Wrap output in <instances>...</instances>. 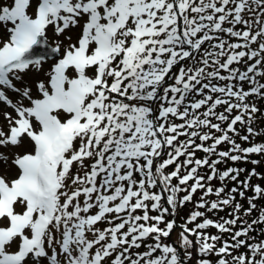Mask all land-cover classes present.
Masks as SVG:
<instances>
[{"label": "snow or ice", "instance_id": "1", "mask_svg": "<svg viewBox=\"0 0 264 264\" xmlns=\"http://www.w3.org/2000/svg\"><path fill=\"white\" fill-rule=\"evenodd\" d=\"M0 32V148L31 147L0 152V264H264V175L218 167L264 155V0H4Z\"/></svg>", "mask_w": 264, "mask_h": 264}, {"label": "rangeland", "instance_id": "2", "mask_svg": "<svg viewBox=\"0 0 264 264\" xmlns=\"http://www.w3.org/2000/svg\"><path fill=\"white\" fill-rule=\"evenodd\" d=\"M3 2H4V0H0V3H3ZM81 23H83V21H81ZM79 34H80V29H79V27H76V28L71 29L70 31H67V30H66L65 34H63V35H61V36H59V37H55V36L53 35L52 29L50 28V29L48 30V32H47L48 43H49L51 46H54V42L57 41V40H60V41H63L64 44H67V43H69V41L66 40L65 37L68 36V35H70V36L72 37V42H75V40H76V38L78 37ZM4 39H7V34L4 33V32H0V40H4ZM54 62H55V61H54V59H52V58H48V59H46L45 62H44V64H43V68H44V70L47 71V70L49 69L50 65H51L52 63H54ZM184 63H185V62H184ZM89 74L91 75V73H89ZM44 78H45V77H44V73H43V72H41L39 75H37L36 73H29V74L25 77L26 80H28L30 83H33V84L35 83L36 80H41V79H44ZM168 82H169V83H172L173 81H172L171 79H169ZM244 87H245V89H247L248 85L245 84ZM33 94H34V95L36 94V89H35V87H33ZM9 96H10L14 101L17 99V97H16V95H15L14 93H11V92H10V93H9ZM250 100H254V102L257 103V106L261 109V112H264V100H258V99H256V98H250ZM25 103H27V101H25ZM3 111H11V109H5L2 105H0V112H3ZM13 115H15V114L13 113ZM258 117H259V118L256 120V122H255L252 126H253L254 128L258 129V130H264V116H259V114H258ZM0 126L3 127V130H4V131H7V130H8V129H7V124H6L5 121H3L2 118H0ZM237 127L239 128L240 126L237 125ZM244 134H246V133L244 132V130H241V135H244ZM236 140H237L238 143H242V146H243V147H248V146H249L248 143H245V142L240 141L239 137H236ZM250 140L252 141V143H261V142H264V135L257 136V137H255L254 139L250 137ZM223 145H224L225 149L227 150L229 146H228L227 144H223ZM30 150H31V147H30L29 144H25V146L22 147V148H0V152L7 153V154H9V155H10L11 153H13V152H21V153H22V152H24V151H30ZM252 159L259 160L260 163H259L258 165H253V164H251V163H248V167H249L248 169H249V172H250L253 168H255V170H256L257 173H259V170H260V169H261V171L264 173V155H252V156L249 157V160H252ZM228 163L232 164V162H230V161H229ZM228 163H227V164H228ZM227 164H226V165H227ZM230 167H234V166H230ZM76 171H77V169L74 167V168H73V172H76ZM0 174H3V175H5V176H7L9 179H11V178H13V177L16 175V169L13 168V167H11L10 165H9V166L0 165ZM259 179H260V178H258V177H257L255 180L252 179V180H251V183H252L253 185H257V184H259L260 186L264 187V182L261 181V179H260V180H259ZM247 195H248V196H251V195H252V192L249 191V192L247 193ZM241 201H242V202H246L245 200H241ZM246 203H247V202H246ZM256 203H257L258 209L261 208V207H264V199L257 200ZM191 207H192V205H191ZM186 208H187V205H185V206L183 207V210L186 209ZM193 210H194V207H192V210H191V211H190V209L185 210L184 213H182V212H178V211H177V215H176L175 217H176L177 220H179V221L182 220V219L185 221L186 218L188 217V215H189ZM201 210H202V209H201ZM151 214H152V215H155V213H151ZM257 215H258V211H253V213L251 214L252 219H255V218L257 217ZM251 216H250V217H251ZM197 222H200V221L198 220ZM191 225H194V224H191ZM106 226H107V225H105V224H99V225H98V227H100V228H104V227H106ZM262 227L264 228V225H260V226H258V228H257V232H259L260 229H261ZM175 228H176V227H175ZM175 228H174V232H176ZM189 228H190V227H189ZM180 232H181V231H180ZM180 232L176 234V237H175V240H174L175 242H174L173 240H171L172 242H171L170 244L176 246L175 243H177V244L179 245V242H180ZM250 235L253 236V233H251ZM165 241H167V239H165ZM146 242H150V240H149V241H146ZM191 251H192V256H193V254H195L196 249L193 248V249H191ZM197 256H198V255H197ZM211 257H213V256H211ZM209 259H211V260L213 261L212 258L209 257ZM185 260H187V259H185ZM184 264H185V263H184ZM213 264H215L214 261H213Z\"/></svg>", "mask_w": 264, "mask_h": 264}, {"label": "trees", "instance_id": "3", "mask_svg": "<svg viewBox=\"0 0 264 264\" xmlns=\"http://www.w3.org/2000/svg\"><path fill=\"white\" fill-rule=\"evenodd\" d=\"M221 110H222V109H218V111H221ZM214 122H215V121H214ZM177 123H179V121H177ZM181 139H183V137H182ZM198 142H199V141H198ZM220 148H221V150H226L225 147H224V145H221ZM196 155H197V157H202L204 154L201 153V152H197ZM181 159H183V158H181ZM230 166H234V167H238V168L247 169V171L241 173V176H240V179H241V180H243V179L248 175V172H249V169H248V168H249V167H248V163H247V162H237V163H235V164H233V163H232V164L228 163L227 165H226V164H222V165H219L218 167H219L221 170H223L224 168H226V167H230ZM171 170H172V168L170 167V168L168 169V171H171ZM202 171H204V170H202ZM259 174L264 175V173L261 171V169L259 170ZM256 178H257V177H253L252 179L255 180ZM259 180H260V179H259ZM261 181L264 182V179H261ZM212 183H213V185H215V186H218V185H219V181H213ZM232 186H233L232 184H229V188L232 187ZM199 196H200V193L198 192V193L196 194V196L194 197L193 202H192V203H189V204H186V205H187V208L184 209V210H183V208L178 209V212H182V213H184V211L187 210V209H190V211H191V210H192V207H194L195 202L199 199ZM210 199H215V197H211ZM237 199L240 200V198H239L238 196H237ZM240 202L244 205L245 208H247L248 205H247L246 202H242L241 200H240ZM191 205H192V207H191ZM201 211H204V210L202 209ZM228 212H229V210L226 209L225 211H223V212H219V213H217V214H215V215H213V213H207V216H208L209 218L213 219L214 221H219L221 217L229 218V217H228ZM155 214H156V213H155ZM171 219H173L172 216H167V217H166V220H171ZM245 219H247L248 222H251V221L253 220V219H252V216H251V217H250V216L245 217ZM179 222H180V224H182V223H184L185 221L182 219V220H180ZM161 226L163 227V225H161ZM188 227H191V228H192V227H194V225L189 224ZM262 228H263V227H262ZM206 231H207L208 234H218V233H217V230H216L214 227H210V228L207 229ZM258 233H259V232H253V237H255L257 241H258V240H264V235H258ZM166 239H167V241L164 240V243L170 244L169 238H166ZM194 239H195V238H194ZM223 239H225V240L229 239V236H228L227 233L223 234ZM150 242H152V241H150ZM150 242H146V243H150ZM145 250H146V249H145L144 247H142V248L139 249V250L134 249L133 251H140V252H143V251H145ZM240 251L243 252V251H245V250H244V249H241ZM197 255H198V254H197V251H195V254H193L192 259H191V261H190L191 264H196L197 259H198V256H197ZM210 258H212L213 261H214V263H215L217 257L213 255V257H210ZM188 263H189V262H188ZM183 264H184V263H183Z\"/></svg>", "mask_w": 264, "mask_h": 264}, {"label": "water", "instance_id": "4", "mask_svg": "<svg viewBox=\"0 0 264 264\" xmlns=\"http://www.w3.org/2000/svg\"><path fill=\"white\" fill-rule=\"evenodd\" d=\"M50 47H52L49 43L47 45H40L39 47L36 48V52L38 53H47L50 50ZM51 58L50 56L46 57V59Z\"/></svg>", "mask_w": 264, "mask_h": 264}]
</instances>
